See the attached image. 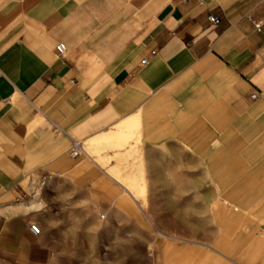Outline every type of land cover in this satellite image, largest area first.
Here are the masks:
<instances>
[{"label": "crops", "instance_id": "0c3cea01", "mask_svg": "<svg viewBox=\"0 0 264 264\" xmlns=\"http://www.w3.org/2000/svg\"><path fill=\"white\" fill-rule=\"evenodd\" d=\"M260 92L264 0H0V199L22 198L49 170L71 172L74 141L111 158L132 135L157 140L165 126L173 136L174 122L195 124L203 144L206 122L244 133L230 142L257 143L253 173L264 175ZM11 211L0 216V264H46Z\"/></svg>", "mask_w": 264, "mask_h": 264}, {"label": "rangeland", "instance_id": "374dc122", "mask_svg": "<svg viewBox=\"0 0 264 264\" xmlns=\"http://www.w3.org/2000/svg\"><path fill=\"white\" fill-rule=\"evenodd\" d=\"M193 125L174 122L173 136L159 127L157 140L132 135L111 158L97 157L107 148L71 158V172L49 170L22 198L0 199V216L13 210L19 237L41 226L30 245L46 249V264H200L198 250L202 264H264L258 144L230 142L247 137L210 122L203 144Z\"/></svg>", "mask_w": 264, "mask_h": 264}, {"label": "built area", "instance_id": "2783aa9c", "mask_svg": "<svg viewBox=\"0 0 264 264\" xmlns=\"http://www.w3.org/2000/svg\"><path fill=\"white\" fill-rule=\"evenodd\" d=\"M209 21L214 23V24H218L220 22V20L216 17L213 16H209L208 17ZM253 24L255 26V28L257 30H261L263 23L262 22H255L253 21ZM56 51H57V55L60 58H63L67 52V46L65 43H59L58 46L56 47ZM156 52H153V54H155ZM148 61L147 60H143V64H147ZM259 96H264V93L260 92V93H256L252 95L253 99H257ZM85 149L83 147V144L81 142H77L74 141L70 150V155L72 158H78L80 156H82L83 154H85ZM50 178L53 177V175L49 176ZM102 220L106 219V215H102L101 216ZM37 229H39V231H37ZM30 231L34 236H39L42 234V228L39 224L36 223H32L30 224Z\"/></svg>", "mask_w": 264, "mask_h": 264}, {"label": "snow or ice", "instance_id": "6c2138e0", "mask_svg": "<svg viewBox=\"0 0 264 264\" xmlns=\"http://www.w3.org/2000/svg\"><path fill=\"white\" fill-rule=\"evenodd\" d=\"M37 231H39V229H37Z\"/></svg>", "mask_w": 264, "mask_h": 264}]
</instances>
